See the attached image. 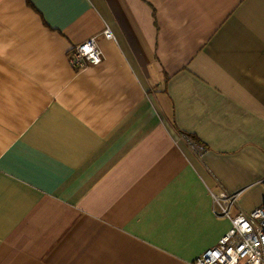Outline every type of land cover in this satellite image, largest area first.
<instances>
[{"label":"crops","instance_id":"obj_1","mask_svg":"<svg viewBox=\"0 0 264 264\" xmlns=\"http://www.w3.org/2000/svg\"><path fill=\"white\" fill-rule=\"evenodd\" d=\"M235 194L264 201V0H0V264H193Z\"/></svg>","mask_w":264,"mask_h":264},{"label":"built area","instance_id":"obj_2","mask_svg":"<svg viewBox=\"0 0 264 264\" xmlns=\"http://www.w3.org/2000/svg\"><path fill=\"white\" fill-rule=\"evenodd\" d=\"M116 43L112 31L106 27L100 34L72 46L69 62L75 70L100 65L103 53L99 38ZM191 146L201 153L202 145ZM236 200L232 197L216 198V212L231 218L232 229L223 236L217 245L198 256L193 264H264V201L249 214L230 215V207Z\"/></svg>","mask_w":264,"mask_h":264},{"label":"trees","instance_id":"obj_3","mask_svg":"<svg viewBox=\"0 0 264 264\" xmlns=\"http://www.w3.org/2000/svg\"><path fill=\"white\" fill-rule=\"evenodd\" d=\"M191 143H194L195 145H202L201 143H199V141L194 137V136H185ZM203 146V145H202ZM204 147V146H203Z\"/></svg>","mask_w":264,"mask_h":264}]
</instances>
